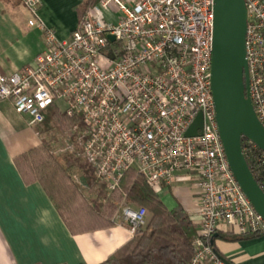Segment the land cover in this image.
<instances>
[{"label": "built area", "instance_id": "2783aa9c", "mask_svg": "<svg viewBox=\"0 0 264 264\" xmlns=\"http://www.w3.org/2000/svg\"><path fill=\"white\" fill-rule=\"evenodd\" d=\"M23 3L33 26L39 0ZM244 4L249 98L264 127V0ZM38 27L45 50L30 65L0 74V101L28 116L32 128L52 106L80 115L73 132L104 201L128 170L156 194L184 176L197 202L188 264H226L211 244L214 235L264 236V221L230 171L215 121L213 0H93L67 40ZM199 113L201 130L186 137ZM242 152L264 193V152L245 138ZM146 218L144 208L125 205L114 220L134 235Z\"/></svg>", "mask_w": 264, "mask_h": 264}, {"label": "crops", "instance_id": "0c3cea01", "mask_svg": "<svg viewBox=\"0 0 264 264\" xmlns=\"http://www.w3.org/2000/svg\"><path fill=\"white\" fill-rule=\"evenodd\" d=\"M85 0H39L34 25L24 5L0 2V74L10 75L30 65L45 50L51 29L67 40L80 21ZM26 115L10 101H0V264H101L134 235L115 220L94 230L74 233L66 225L42 186L27 184L14 158L42 142ZM157 196L167 210L182 207L196 218L197 202L191 183L179 175ZM215 250L232 264H264V236L248 240L213 239Z\"/></svg>", "mask_w": 264, "mask_h": 264}, {"label": "trees", "instance_id": "16d2710c", "mask_svg": "<svg viewBox=\"0 0 264 264\" xmlns=\"http://www.w3.org/2000/svg\"><path fill=\"white\" fill-rule=\"evenodd\" d=\"M14 7L23 5L24 0H0ZM93 0H85L80 16L87 10ZM81 18V17H80ZM81 124L80 115L67 116L55 106L49 107L44 121L37 125L36 132L41 137L51 131L65 135L73 144L80 138L73 132L75 125ZM14 164L27 184L39 183L64 219L68 228L74 233L94 230L102 224H111V217L116 210V203L126 202L144 208L150 215L147 226L139 230L133 238L110 255L101 264H188L192 253V241L197 234V226L190 220L188 213L180 206L169 211L157 194L148 186L143 176L134 170L123 174L118 187L106 199L105 205L95 203L90 206L93 222L86 228L75 229L64 217V211H70L76 204L78 196L76 187L67 185L72 169L83 173V180L92 187L98 184L91 165L81 157V148L64 155L61 160L52 152L50 142L29 149L16 156ZM249 169L251 168L247 161ZM102 189V188H101ZM224 240H248L259 238L256 235L219 234ZM212 245L213 241H212Z\"/></svg>", "mask_w": 264, "mask_h": 264}, {"label": "water", "instance_id": "95a60500", "mask_svg": "<svg viewBox=\"0 0 264 264\" xmlns=\"http://www.w3.org/2000/svg\"><path fill=\"white\" fill-rule=\"evenodd\" d=\"M246 26L244 0H213L210 89L217 130L233 177L264 221V193L254 179L242 152V138L248 139L264 152V127L249 98L245 57ZM108 39L114 40L111 36ZM201 127L202 115L199 113L185 136L196 137ZM216 237L214 235L213 239ZM225 263L232 264L228 260Z\"/></svg>", "mask_w": 264, "mask_h": 264}, {"label": "rangeland", "instance_id": "374dc122", "mask_svg": "<svg viewBox=\"0 0 264 264\" xmlns=\"http://www.w3.org/2000/svg\"><path fill=\"white\" fill-rule=\"evenodd\" d=\"M29 19L33 21V18L31 16L29 17ZM61 105L62 103H60V106ZM41 137L43 138L42 142H50L52 152L55 156H57L59 160H61L64 155H68L69 153L75 150L77 151L79 148H81L80 141H76V143L73 144L68 140L65 135L55 130ZM42 142L39 146H41ZM67 185L76 187L78 196L74 208L70 211H64L63 215L65 219L70 224H72L76 230L86 228L89 224H91V222H93L94 219L91 217L92 214H90L89 212L90 206L94 205L95 203L105 205L106 199L105 201L103 200L105 198V190L99 183L94 184L92 187H88V185L83 180L82 171L78 169L71 170L70 180L67 181ZM125 205H130L134 208L138 207L135 204L126 202V200L123 199L116 203V210L110 219L114 220L115 216L121 211V208ZM149 218L150 215L147 212L145 226L138 229L137 231H142L146 228Z\"/></svg>", "mask_w": 264, "mask_h": 264}]
</instances>
